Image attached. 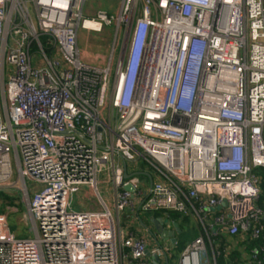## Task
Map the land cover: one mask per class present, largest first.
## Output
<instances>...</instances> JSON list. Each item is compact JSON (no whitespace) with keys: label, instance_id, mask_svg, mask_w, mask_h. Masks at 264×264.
Returning <instances> with one entry per match:
<instances>
[{"label":"built area","instance_id":"2783aa9c","mask_svg":"<svg viewBox=\"0 0 264 264\" xmlns=\"http://www.w3.org/2000/svg\"><path fill=\"white\" fill-rule=\"evenodd\" d=\"M87 3L0 0V181L20 182L33 229L16 239L0 216V264H167L121 228L138 209L197 219L179 264L248 238L264 264L263 0H119L111 16ZM104 27L103 61L85 60L79 31ZM81 187L98 207L71 209Z\"/></svg>","mask_w":264,"mask_h":264},{"label":"rangeland","instance_id":"374dc122","mask_svg":"<svg viewBox=\"0 0 264 264\" xmlns=\"http://www.w3.org/2000/svg\"><path fill=\"white\" fill-rule=\"evenodd\" d=\"M118 2L119 0H88L87 5L89 8L87 7L86 11H88L89 14H92L97 10H104L109 14V16L115 15L117 12ZM85 34L88 35L84 31H79V48L81 46L85 48L88 46V51L91 53L90 56L94 58L93 62H102L105 57L104 55L107 53L106 51L109 49L112 42V28L104 27L101 33L91 32L86 41L87 46L84 42ZM33 47H35V50L37 49V45L35 43L33 44ZM138 165L142 170L145 169L144 161H140ZM139 180L143 181L144 177L139 175ZM18 183L15 182V178L14 180L0 181V216L5 217L9 231L14 238L24 239L33 237V229L26 211V204L22 200V195H20L19 190L16 188L18 187ZM100 195H102V193H100ZM80 198L82 197L77 194L74 195L71 203V209L75 211L81 210V206L79 204ZM170 214H174L173 216L177 219L179 218V216H177L174 212H170L169 216ZM148 215L146 216L144 214V223L146 225L149 223ZM180 216L182 217V215ZM180 226L182 232L177 235L178 244L174 248L173 252L170 250V253L173 255L170 259V264H176L186 243H188L191 239L193 240L196 238L194 237L196 234V228L192 218H188L185 222H181Z\"/></svg>","mask_w":264,"mask_h":264},{"label":"crops","instance_id":"0c3cea01","mask_svg":"<svg viewBox=\"0 0 264 264\" xmlns=\"http://www.w3.org/2000/svg\"><path fill=\"white\" fill-rule=\"evenodd\" d=\"M87 38L88 37L84 36V42H85L86 46H87V43H86ZM80 48L83 52V57L85 60H87V61H93L94 60V58H92L90 56L91 53L88 51V46L86 48L81 46ZM135 172H136V174L144 177V170H142L141 168H140V170H137ZM98 190L100 193H102L103 199L110 206L112 198H113V186H112L111 182L109 180L106 181L105 178L103 180H100V182L98 184ZM76 194L82 197L79 199L80 200L79 204L81 206V210L82 209H95L97 207V205L95 203V198H94L91 190L88 187H81L80 190ZM72 200H73V198H72ZM144 214L146 216L149 214L148 215L149 223L147 225L144 223ZM188 218H192V220L194 221L195 228H196V234L194 235V237H197L199 235V224L197 222V219L194 217H191V216H188ZM153 220H157L158 225H160L161 227L168 229V230L171 229L174 231L173 223H176V225L178 226V223L176 221H174L169 216V212L164 213L162 211H151V210L144 212V210L138 209L137 212H134L133 214H131V212H124L122 214H119V224H120V226L124 232H128L129 234H133L136 236H141L143 238H146V240L149 242L148 248L150 250L152 248H154L155 246L159 245L161 249H164L167 252V254H168L167 264H170V259L173 256L170 253V250H171V252H173L174 248L178 244L177 235L180 234L182 232V230L178 226V228L180 229V232L174 233V238H175L174 243H171L169 240L164 241L159 237ZM191 241H192V239L188 243H186L184 248ZM222 242H225V241L222 240ZM184 248L182 250H184ZM149 252L150 251H148V254H146L145 259L149 263H152L153 261H155V257L152 254H150ZM180 258H181V254L179 255V259H178L176 264H179ZM160 261H162V263L163 262L165 263V259H161V260H159V262Z\"/></svg>","mask_w":264,"mask_h":264},{"label":"trees","instance_id":"16d2710c","mask_svg":"<svg viewBox=\"0 0 264 264\" xmlns=\"http://www.w3.org/2000/svg\"><path fill=\"white\" fill-rule=\"evenodd\" d=\"M263 2H264V0H263ZM40 41L41 42L44 41V38L41 37ZM258 174L262 178V181H263L262 185L264 187V170H259ZM3 195H7V194H3ZM173 215L174 214H170V217L178 223V226L180 228H181V226H180L181 222H185L188 219L187 218L188 216H182L181 217L180 214H178V213H176V215L179 216L178 219ZM262 234L264 235V231ZM259 244H260L259 239L248 238V239H245L241 243L240 248H234L231 251H227L225 246H224V242L220 241V245L218 246V248L216 250V254H215L216 264H249L246 257L250 254L252 249L258 248Z\"/></svg>","mask_w":264,"mask_h":264},{"label":"water","instance_id":"95a60500","mask_svg":"<svg viewBox=\"0 0 264 264\" xmlns=\"http://www.w3.org/2000/svg\"><path fill=\"white\" fill-rule=\"evenodd\" d=\"M125 189L132 190V188L130 186H125ZM153 222L156 226V231L162 240H164V241L169 240L171 243L175 242L174 233L180 232V229L178 228L176 223H173V227H174V231H173L171 229L168 230V229H165V228L161 227L160 225H158L157 220H153ZM146 254H148V251H146Z\"/></svg>","mask_w":264,"mask_h":264},{"label":"bare ground","instance_id":"6f19581e","mask_svg":"<svg viewBox=\"0 0 264 264\" xmlns=\"http://www.w3.org/2000/svg\"><path fill=\"white\" fill-rule=\"evenodd\" d=\"M89 25H93V23H90ZM25 195V197L27 196V194H24Z\"/></svg>","mask_w":264,"mask_h":264}]
</instances>
